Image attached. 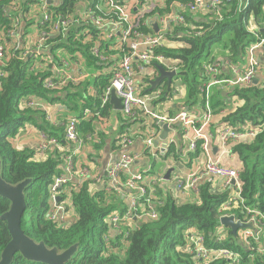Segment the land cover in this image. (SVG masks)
Segmentation results:
<instances>
[{
    "label": "trees",
    "instance_id": "1",
    "mask_svg": "<svg viewBox=\"0 0 264 264\" xmlns=\"http://www.w3.org/2000/svg\"><path fill=\"white\" fill-rule=\"evenodd\" d=\"M15 1L0 0V35L7 34L13 26L12 18L15 14L8 15L7 7ZM139 1L141 4L146 3V0ZM180 1L186 4L190 0ZM32 2V0L22 2L24 11ZM62 2L64 4L55 12L66 14L69 10L72 13L76 11L74 7L78 0ZM153 15L150 13L147 18ZM186 20L189 26L176 25L175 37L172 38L180 36L187 47L177 50L161 48L158 53L181 61L178 79L187 87V105L190 108L204 107L207 102L205 85L210 79L206 75L205 66L217 64L212 58L214 48L227 52V58L232 64H244L249 48L264 37V0H222L218 15L207 14L205 18L198 20L186 14ZM81 26L82 23L70 26L65 40L58 48H64L71 54L81 52L83 56L90 57L89 64L93 63L96 67L104 66V63H99V59L95 58L96 61L92 59L94 55L91 49L96 41H100L102 45L106 43L100 40L98 32L92 25L88 26L92 32L89 42H84L83 36L77 38L74 30L78 31ZM139 28L147 34L156 32L153 27ZM102 50L100 46L99 51ZM4 68L8 75L0 89V158L3 161V178L11 185L32 180L25 192L27 206L21 225L25 234L32 240L37 243L44 242L47 248H56L59 252L78 245V252L68 264H199L182 247L188 244L191 237L200 234L205 237V246L209 248H227L240 252L243 256L240 264H264L263 253L249 250L228 229L226 239H217V231L222 227L220 224L223 215L222 205L233 195L230 188H218L219 190L215 191L210 184H203L200 187L199 203L178 204L170 196L164 198L162 204L157 203L155 206L158 212L156 220L146 218L147 220L141 221L130 231L125 250H122L123 245L118 243L121 242L120 238L110 240L112 248L105 239V236H109L110 225L107 221L110 215L116 211L123 214L127 210L119 193L105 186L93 191L90 188V181L83 182L80 189L76 190L72 184H68V197L64 199H71L77 219L68 227H61L50 221L47 218L50 208L48 188L54 185L53 178L63 172L65 153L54 149L47 153V160L40 161L36 159L35 150L16 149L13 139L22 128L31 124L63 144L65 130L51 125L43 110L24 108L22 105L24 99L37 98L52 105L56 103L65 105L68 113L76 115L79 119V132L84 141H88V136L93 135L96 130L93 118L84 117V110L90 108L94 115L101 116L103 113L108 115L112 107L110 104L103 107L99 100L94 101L92 97L87 96V90H82L81 87L79 91L67 94L45 89L42 80L49 73L36 72L31 57L27 59L14 57L6 62ZM224 72L225 70L221 69L219 79H225ZM109 77L110 73L98 77L96 83L98 96L102 87L108 86ZM233 97L242 100L244 104L228 115L224 122L241 132L246 128H254L258 133L253 140L241 142L232 148V153L237 155L242 163L240 180L243 204L228 213L241 219L246 208H249L264 216V86L254 84L249 87L235 86L224 96L219 91L213 90L212 93L210 90L209 104L213 114L230 108L228 101ZM82 101L86 103L82 104ZM199 153L198 148L197 155ZM9 209L10 203L0 199V217ZM10 240L7 223L0 219V259ZM253 247L256 248L258 245L254 244ZM12 264L41 263L28 261L17 254ZM210 264L228 263L217 260Z\"/></svg>",
    "mask_w": 264,
    "mask_h": 264
},
{
    "label": "built area",
    "instance_id": "2",
    "mask_svg": "<svg viewBox=\"0 0 264 264\" xmlns=\"http://www.w3.org/2000/svg\"><path fill=\"white\" fill-rule=\"evenodd\" d=\"M32 1V3L28 4L26 11H24L21 5L24 0H16L10 3V7L7 8V14H15L12 18L13 26L7 34H1L0 39L16 38V32L20 30L21 22L27 18V15L31 16L33 9L34 15L38 17L39 26L41 27L38 35L40 44L36 48H21L9 58L5 55V47L0 46V89L3 86V80L8 75L4 68L6 62L17 56L21 59H27L29 57L33 59L34 57L41 56V61H44L46 60L43 58L45 50L49 48L52 50L55 49V51L64 49L58 48V46L65 40L70 26L82 23L81 28L84 31L76 34L77 38H79L81 36L92 37V32L88 28L89 25H92L98 32L100 40L106 43L103 45L104 49L102 52L97 47L92 49V53L96 55L97 59L101 62H106L107 58L105 57V53L110 51V48H119L121 52L120 60L114 65L112 73H110L109 84L102 93V106L104 107L110 103L112 93L114 92L116 97L120 99L122 112L127 118L145 116L152 118L158 124H169L172 128L173 125L182 123L183 127L191 130L193 137L190 142V149L197 154L199 148L200 154L202 153L204 155L205 160L198 167L197 175L192 174L187 179L176 180L177 193H183L193 189L197 191L200 197V187L203 184H210L212 188L218 185L224 189L230 188L233 190V195L229 201L222 205V217L235 216L228 212L243 204L240 171L226 165L224 160L236 144L253 140L258 130L250 128L246 132H241L229 123L224 122L219 130L213 133L210 130V126L214 114L209 104V94L212 86L224 82L232 83L234 86L244 87H249L254 84L256 73L260 66L255 54L259 49L264 47V37L249 48L245 58V72L242 75L240 74L241 65L232 64L228 58L225 59L223 64L215 63L205 66L206 75L210 79L205 85L207 102L204 107H201L204 109L202 116L198 117L196 114L185 109L178 115L169 117L158 114L155 111L153 102L159 98V95H148L144 93V85L142 86L138 83L139 74L149 69H155L157 65L165 67L170 72L179 74L181 61L158 53L159 49L168 48L171 42V38L167 33L168 26L184 24L186 27L189 26L186 20V13H190L191 15L215 13L218 15V9L222 0H190L186 4L182 2L183 4L179 5L177 12L168 13L162 17L159 16L158 22L152 24L153 28H155L160 23L158 30L153 34H147L139 28L140 26H144L148 21L147 15L151 13L150 9L144 4L133 3L132 0H101L103 5L107 7L105 10L100 0H78L74 9L77 7L78 9L82 8L81 4L83 2L86 4L84 20L79 18L75 19L74 14L76 11L72 13L70 10L67 12L68 15H58L56 18H51L50 15L64 4L62 0L56 6L57 8L51 5L56 0ZM95 1L98 4H93ZM32 5L33 8H31ZM16 10L19 12L17 13ZM52 34L58 35L59 39L50 43L49 37ZM103 38L107 40H103ZM64 50L66 51V49ZM46 61L50 69L48 70V76L42 80L45 89L60 93L69 84L78 85L80 83L81 78L59 74L56 68L62 65L58 59L56 60L52 57ZM223 67L229 68L236 76V79L233 81L219 79L218 76L221 74ZM34 70L38 73H46L45 67L35 63V61ZM26 99L29 100L25 101L24 99L22 105L35 110L41 108L48 116L47 109L50 106L48 103L37 98ZM93 115L89 109L84 111V117ZM117 139V144L123 151L132 143V139L126 135L119 136ZM145 142L150 149L154 148V138L152 136H148ZM215 142L219 146L217 158L213 153V144ZM63 144L57 138H50L43 133L38 150L44 154L54 149L65 153L63 172L53 178L56 185L52 189L50 187L48 188L49 198H52L48 219L61 227H68L72 224L67 222V212L72 208V201L69 206V198L64 199V197H68L67 185L72 184L71 186H74L76 190L80 189L83 182L90 181V188L94 191L95 188L91 185L96 182L99 175L94 172L95 168L93 166H78L75 161L76 154L85 146V141L81 138L79 132V119L76 116L70 117L65 125ZM66 145L67 147H65ZM135 160V156L123 153L118 161L110 163L106 167L105 179H100L104 182L103 186L111 191H117L119 193V191L126 189L131 194L129 195V210L123 214L120 211H116L110 215L107 221L110 228L115 230L117 236L124 237L125 239L129 236L130 231L134 229L131 225L138 216H146V218L151 220L158 218V212L155 210L156 205L153 201L155 191L149 186L148 190H146L139 185L140 182L145 183L143 176L141 174H135L130 175L127 180H123L124 174L130 171ZM141 202L147 205L148 209H143L139 213ZM159 204H162V202H159ZM236 221L253 226V228L240 229L238 231L237 237L239 241L245 244L249 250H258V252L264 254V216L254 210L246 208L243 217L241 219L236 218ZM223 229L225 228L222 226L217 231L218 240H224L227 237V232L223 231ZM119 233H122V235ZM105 239L109 244L110 237L105 236ZM254 244H257L258 247H253ZM182 249L191 254L199 264H210L217 260H224L228 264H240L243 259L240 252H235L232 249H213L205 246V237L200 234L191 237L188 240V244L182 247Z\"/></svg>",
    "mask_w": 264,
    "mask_h": 264
},
{
    "label": "crops",
    "instance_id": "3",
    "mask_svg": "<svg viewBox=\"0 0 264 264\" xmlns=\"http://www.w3.org/2000/svg\"><path fill=\"white\" fill-rule=\"evenodd\" d=\"M133 3L141 4L138 0H132ZM103 9L105 10L107 7L103 5V2L100 0ZM60 3L59 0L51 3L52 6H58ZM95 4H98L96 2ZM183 4L178 0H146V5L153 16H149L148 21L144 26L153 27L152 24L158 22L159 16H164L165 14L177 12L179 9V5ZM82 8H76V13L74 14L75 19L84 20V13H86L85 3L81 4ZM33 8V5L31 6ZM31 16L27 15V18L21 22L20 30H17L16 38H7L0 39V46L5 47V55L8 58L15 54L21 48H36L39 43V32L41 31V27L39 26L38 17L34 15V10ZM187 15H191L190 13H186ZM196 19L200 20L206 17L205 14L199 13L197 15H192ZM41 22V17H40ZM160 23L156 26L158 29ZM175 26L170 25L167 28V33L171 36V42L169 43L168 49L177 50L181 48L187 47V44L181 40V37L178 36L176 39H173ZM76 33H81L84 31L83 28H79V30H74ZM1 37V35H0ZM82 37V36H81ZM85 37L84 42H89L91 40V36H83ZM59 39L58 35H50L49 40L50 43ZM103 40H107L103 38ZM38 41V44H36ZM79 41V40H77ZM49 42V41H48ZM53 46V44H51ZM100 46L103 48V45L100 41H96L95 45L92 47ZM91 49V51H92ZM106 54L107 61L99 62L104 63V66L99 65L96 67L95 64L90 62V57H85L81 52H76L75 54H71L64 49H47L44 51L43 58L49 59L54 57L56 60L60 61L62 66L57 67L56 70L60 75L63 76H73L74 78H81V81L78 85L69 84L67 88L58 94H67L71 92L79 91L81 87L82 90H87V96L92 97L94 101L99 100L102 104L101 96L102 93L106 90L107 85L101 90L100 96H98V89L96 88V83L98 77L101 75H106L108 73H112V69L114 65L120 60V49L114 48L109 49ZM103 51V50H102ZM113 51V52H111ZM56 52L58 53L56 55ZM93 54V53H92ZM94 55V54H93ZM257 60L260 64L259 70L256 73L255 80L259 86H264V47L259 49L256 52ZM228 57V53L223 51L220 48H214L212 58H214L218 63L223 64L225 59ZM96 55L92 57L95 60ZM35 63L42 65L46 69V73L50 67L46 60L41 61V56L33 58ZM96 61V60H95ZM111 61V62H110ZM63 62V64H62ZM245 63L240 66V74L242 75L245 72ZM103 67V68H102ZM225 70L224 78L225 80H235L236 76L233 72L227 68L223 67ZM159 77L158 70L149 69L143 73L139 74V81L142 86L144 85V93L148 95H159V98L153 102L154 109L158 114L174 117L178 115L183 110L187 109L191 113L196 114L198 117L203 115L204 109L200 106L190 108L187 105V96L188 91L187 87L178 79L179 76L175 77L171 88L169 89L167 81H164L160 85L156 87L155 90H151L153 87V82ZM234 85L232 83L224 82L219 85L212 86L210 89L211 92L219 91L222 95H226V93L231 92L234 89ZM166 100H165V98ZM86 102L82 101V104ZM230 108H225L219 113H215L212 118V123L210 126V130L215 133L219 130V128L223 125L224 119L233 113L236 109L243 106L244 102L239 100L236 97H233L232 100L228 101ZM49 104V103H48ZM110 108L109 114L105 115L104 113L101 116L93 115L90 117H86L87 119L93 118L94 124L96 126V130L93 135L88 136V141H85V146L76 154L75 161L78 166H93L94 172L99 175V178L96 182L91 185L95 190L101 188L104 185V182L100 180L104 178L106 167L115 161H118L121 158L123 153H127L129 155H133L136 157V160L131 167L130 171L125 173L123 176V180H127L130 175L141 174L143 179L145 180V184L149 186L152 190L155 191L154 194V203L155 205L159 202H163L164 198L170 196L178 204H187V203H198L200 202L199 194L196 190L190 189L183 193H177L176 190V180L177 179H187L194 170H197L199 166L204 162L205 157L201 153L198 155L195 154L194 151L190 149V142L193 137V132L188 128L183 127L182 123L181 127H176V124L173 125L171 129V133L168 135V145L165 150L162 149L161 143V135L164 132V129L160 126V124L156 123L152 118L140 116L136 118H127L124 116L122 109L119 110L110 100ZM50 106L47 109V120L51 125L55 126L58 129H64L65 125L70 117L76 116L72 115L67 109V107L61 103L49 104ZM84 109V108H83ZM90 109V108H86ZM85 109V110H86ZM84 110V111H85ZM92 110V109H91ZM91 114H93L91 112ZM178 124V123H177ZM171 126V125H170ZM250 128H246L243 132H246ZM43 132L39 130V128L34 125L27 124L24 128H22L18 134V136L13 139L14 147L18 150L32 149L36 152V159L40 161H45L48 158V155L42 153L38 150V147L42 141ZM126 135L132 139V143L125 149L119 147L118 137ZM148 136H152L154 138V148L150 149L146 140ZM66 144V143H65ZM67 147V145L65 146ZM98 147V149H96ZM73 149V148H72ZM219 146L215 142L213 144V153L218 157ZM154 159V160H153ZM159 161L162 165L157 168L156 163ZM224 163L231 168L241 171L242 163L239 160V157L231 152L228 154L227 158L224 160ZM172 171L169 179L167 180V173ZM220 189H224L222 186H215L214 190L217 191ZM129 192L126 189L119 191V196L123 199L124 204L127 207L126 212L130 208V199ZM68 204L70 206L71 199H68ZM143 209H148L147 205H144L141 202L139 207V213ZM71 211L70 215L67 218V222L69 224L76 221V215L72 213V208L69 209ZM125 212V213H126ZM146 216H138L134 219L132 223V227L140 223L141 221H145ZM226 232V229H223ZM222 233V232H221ZM110 239L118 238L117 233L114 229L110 228L109 231ZM126 242L122 241L123 249H126ZM112 248V247H110Z\"/></svg>",
    "mask_w": 264,
    "mask_h": 264
},
{
    "label": "water",
    "instance_id": "4",
    "mask_svg": "<svg viewBox=\"0 0 264 264\" xmlns=\"http://www.w3.org/2000/svg\"><path fill=\"white\" fill-rule=\"evenodd\" d=\"M155 30H158L155 26ZM156 69L159 72V77L152 83L151 90H155L158 85L167 81L169 89L175 77L176 72H170L165 67L157 65ZM254 84H257L254 81ZM111 102L119 109H122L121 101L112 93ZM164 129L161 135L162 149L165 150L168 145V135L171 133V126L166 123L160 124ZM176 127H181V124H176ZM172 171L167 173V180ZM32 180H25L17 185L8 184L3 178V161L0 158V199L10 203V209L3 214L0 219L7 223V227L11 236V240L4 248L0 264H12L15 256L20 254L28 261H33L41 264H68L73 256L78 252V245H74L64 252H59L56 248L49 249L44 242L37 243L25 234L22 229V218L26 210V189ZM220 223L225 228L237 236L240 229L253 228L252 225L242 224L236 221L235 216H223Z\"/></svg>",
    "mask_w": 264,
    "mask_h": 264
},
{
    "label": "bare ground",
    "instance_id": "5",
    "mask_svg": "<svg viewBox=\"0 0 264 264\" xmlns=\"http://www.w3.org/2000/svg\"><path fill=\"white\" fill-rule=\"evenodd\" d=\"M95 3H96V1H95L93 4H95ZM9 7H10V6H8L7 8H9ZM58 15L65 16V15H68V13L63 14L62 12H54V13L51 14L50 16H51V18H56ZM36 43H38V42L36 41ZM23 107L26 108L25 105H23ZM84 167H87V165H85ZM197 173H198L197 170H194V171L191 172L190 174H191V175H192V174H196V175H197ZM54 185H56V182H54ZM54 185L51 187V189L54 187ZM139 185H140L141 187L145 188L146 190H148V186H147L145 183L140 182ZM51 199H52V198H49V202L51 201ZM50 210H51V205H50L49 211H48V213H47V218H48V215H49ZM70 213H71V211L68 210V212H67V216H69ZM72 213L76 215V212H75L74 207H72ZM76 219H77V216H76Z\"/></svg>",
    "mask_w": 264,
    "mask_h": 264
},
{
    "label": "rangeland",
    "instance_id": "6",
    "mask_svg": "<svg viewBox=\"0 0 264 264\" xmlns=\"http://www.w3.org/2000/svg\"><path fill=\"white\" fill-rule=\"evenodd\" d=\"M27 100H29V99H25V101H27ZM37 110H41V108H39V109H37ZM47 119V118H46ZM48 121V120H47ZM50 123V122H49ZM4 133V132H3ZM154 160V159H153ZM161 163L159 162V161H157V163H156V167L157 168H159V167H161ZM59 200V199H58ZM49 205H51V202L49 203ZM120 235H122V233H119ZM118 238H120L121 239V242H118V243H120L121 245H122V241H124V242H126V239L124 238V237H121V236H118ZM117 238H115V240H116ZM112 241V240H111ZM108 246L109 247H112V245L111 244H108Z\"/></svg>",
    "mask_w": 264,
    "mask_h": 264
},
{
    "label": "clouds",
    "instance_id": "7",
    "mask_svg": "<svg viewBox=\"0 0 264 264\" xmlns=\"http://www.w3.org/2000/svg\"><path fill=\"white\" fill-rule=\"evenodd\" d=\"M222 218V217H221ZM221 224V223H220ZM224 227V226H223ZM225 228V227H224ZM225 229H227V228H225ZM229 230V229H228Z\"/></svg>",
    "mask_w": 264,
    "mask_h": 264
}]
</instances>
